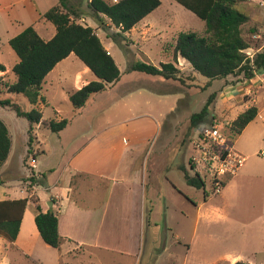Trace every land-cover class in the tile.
Returning a JSON list of instances; mask_svg holds the SVG:
<instances>
[{"label": "rangeland", "instance_id": "obj_1", "mask_svg": "<svg viewBox=\"0 0 264 264\" xmlns=\"http://www.w3.org/2000/svg\"><path fill=\"white\" fill-rule=\"evenodd\" d=\"M106 1L117 3L120 0ZM3 2L0 1L1 4ZM34 2L39 4L40 9H44L50 6L53 1L34 0ZM161 2L162 5L149 18V21L155 26V30L147 34L141 43L131 45L132 40L130 38L119 39L117 37L114 39L115 28L100 25L92 17V11L89 9L90 0H67L69 9L75 11L80 17L77 22L89 26L90 24L94 25V22L98 24L99 28L96 30L100 32L102 42L123 72V78L120 84L114 85L108 91L93 95L82 110L76 111L70 101V90L77 88L79 84L95 81L96 77L92 72L82 74L83 64L81 60L75 55H71L60 62L55 72L46 80L48 83L45 84L42 91V97L45 100L40 101L37 107L30 105L23 96H17L15 100L11 99L23 110L30 111L37 108L42 112V123L34 126L32 131H30L28 120L18 117L13 108L6 106L0 108V117L10 126L14 142L9 168L5 174L0 176L2 179L0 183L5 184L8 178L18 180L11 181L9 184L11 187L7 188L8 190L16 195H21L20 191H25V197L31 198L32 202L40 205L39 196L43 201L45 200L43 187L46 188L47 182L41 176H35L39 182L32 183L33 173L44 174L48 177L53 170L56 175L61 174L65 159L81 154L85 150V146L94 140L110 141L118 147V151L122 149L123 152L124 145L127 143L135 144L139 138L142 139L141 143L145 148V153L142 155V160L145 159L142 182L147 189L145 208L148 222L151 220L148 211L150 206L147 201L149 198L148 187H157L159 178L166 182L164 185L166 189L171 184L166 181L169 179L179 189L185 190L195 202L202 200L201 191L190 188L187 190L182 170L186 168L190 175H194L191 170L192 145L199 128L217 122L226 136H232L231 129L234 121L230 117L232 114V117H235L243 111L244 105L233 106L232 112H230L231 106L222 105L223 103L217 110L215 108L216 103L225 93L223 89L226 82L237 86L241 84V78L229 77L228 80L214 81L208 86V81L205 78L186 70L185 76L180 74L181 78L185 77L183 83L171 80V85H159L155 83L156 81L151 83L150 80L141 78L145 77L141 74L137 73L140 75L137 77L132 72H128L129 63L132 60L151 62L157 67L170 62L173 46L181 32L202 33L205 30L204 21L176 1L161 0ZM23 6L25 4H20L17 9L23 13L24 18L20 20L26 24L27 21L25 20H31L30 17L29 19L26 18V12L33 11L36 15V11L31 5L26 4V8ZM7 19L6 14L1 15L0 63L11 68L18 61V57L8 44V38L14 30L7 25ZM105 23L108 24L109 21L106 20ZM252 25L259 27V34L261 35L260 38L255 37L253 39L252 45L254 47L264 45V22L258 21ZM136 37L141 38L139 35ZM247 52L252 55L255 54V50ZM78 74L81 75V81L76 82L75 76ZM11 81L12 79L8 74L0 79L1 101L9 100L6 85L10 84ZM155 89L159 91L153 93ZM167 89L180 91L169 94L162 92V90ZM213 93H217L218 98L210 106L209 113L202 121L193 122L192 116L202 111ZM221 110L223 112H220ZM213 114L215 116H212ZM136 116L140 117L134 121H128L129 123H124V121ZM62 119L69 121L68 126L59 134L53 133L48 128V122L51 120L59 122ZM143 128H146L144 135L140 131ZM137 131L141 133H137ZM141 134L143 136H140ZM31 138L32 142H30ZM233 140L236 150L243 154L247 160L242 168L241 176L225 192L231 198V206L228 210L231 224L212 227L215 235L209 237L205 244L214 256L230 257L218 260L213 264H236L237 262L264 264L263 122L257 118L241 135ZM109 150L113 152L116 149L110 147ZM168 166H170V170L163 172ZM38 186L42 187L36 191ZM206 188L210 191L211 185L206 183ZM119 196L113 194L110 197L108 194V201L113 205L114 202H119ZM46 198L49 202L54 203L52 207L54 209L55 204L60 201L62 196L56 197L55 194L49 193ZM215 200L219 201L220 198ZM32 202H29L27 206L25 227L32 215L35 216L37 213ZM47 203H44V206L49 208ZM161 204L162 202L159 205ZM185 213L191 218V213L186 211ZM158 230H160L159 235L153 238L151 229L147 225L144 227L139 238L138 255L131 259L132 264H209L214 261V259L207 258L203 253H195V249L188 257L184 246H174L175 244L172 243L166 245L165 236L168 230L163 224ZM198 238L196 239L198 240ZM9 251L8 242H2L0 264L8 263ZM5 252L7 254L6 259H3ZM75 252L81 253L82 250L76 248ZM63 262L65 264H90V259L85 253L74 258L66 256Z\"/></svg>", "mask_w": 264, "mask_h": 264}, {"label": "crops", "instance_id": "obj_2", "mask_svg": "<svg viewBox=\"0 0 264 264\" xmlns=\"http://www.w3.org/2000/svg\"><path fill=\"white\" fill-rule=\"evenodd\" d=\"M0 1H4L2 4L0 3V18L2 14H6L8 17L7 25L14 30L13 34L8 38V42L30 25L34 26L35 30L44 41H50L56 35V27L51 22L42 18V16L50 8L58 5L60 0H51L53 1L52 4L44 9H40L39 4H36L34 0ZM44 2L46 3V1ZM20 4H25L23 8H26V4L31 5L36 11V15L33 11L26 12V18L29 19L30 17L31 19L25 20L27 21L26 24L20 20L24 18L23 13L17 9V6ZM244 10L251 17L253 24L258 21L264 22V0H249L244 6ZM9 14H11V16H9ZM150 15L136 25L130 32L122 34V36L118 38H130L132 40L131 45L138 44V42L141 43L147 34L155 30V26L149 21ZM106 25L109 26V23ZM90 26L95 29L99 28L96 22H94V25L90 24ZM115 32L118 33L119 30L115 28ZM98 35L100 37V32H98ZM137 35L141 38L139 39L136 37ZM256 37L258 38L259 35ZM107 38H109V35H107ZM105 48L108 50L106 46ZM260 50L261 49H258L257 51ZM173 51L170 62H173ZM249 51H253V49ZM108 52L111 54L109 50ZM17 62L18 61H16V63ZM137 62L138 61L132 60L130 63ZM177 63V68L180 70L181 74L184 75L187 70V72H193L198 76V74L193 71L191 65L182 58H178ZM0 64L4 65L3 63ZM150 64L153 63L150 62ZM59 65L60 63L46 77V80L55 72ZM4 66L6 67V71H0V77L8 74L12 79L10 83H14L16 81V77L12 73V68L14 66L11 68L6 65ZM81 71L82 74L91 72L84 64L82 65ZM137 73L138 72H133L132 74L137 77H140L138 74H141L145 76L141 78L150 80L151 83L156 81L155 83L159 85L172 84L170 83L171 80ZM122 74L123 72L121 71L120 80L115 84L109 85L106 91L114 85L116 86L121 83L123 78ZM75 77L76 82L81 81L80 74ZM184 78L185 77L182 78L183 81ZM228 78L226 80H228ZM46 80L43 84V88L45 84L48 83V81L46 83ZM177 82L181 83V81ZM87 83L88 82L79 84L77 88L70 91L79 90L87 85ZM231 84L232 83L226 82V86L223 89L225 93L216 103L215 109L217 110V108L226 104V106H231L230 112H232L233 106L237 107L239 105H244V110L239 112L237 116L232 117L233 114L231 113L232 115L230 118L235 121L240 114L255 105L258 108L257 118L264 124V74H258L252 80L241 83L240 85L238 84L237 86ZM154 91L159 90L155 89L153 93ZM176 91L180 90H162L163 93L167 94ZM17 96L20 95L9 94V99L15 100ZM37 105L33 106L37 107ZM220 112L223 111L221 110ZM212 116H215V114ZM139 117L140 116L130 118L126 120L127 122L124 121V123H129ZM0 119L7 125L11 136L12 132L10 126L3 118L0 117ZM145 130L146 128L140 129L143 135ZM140 131H137V133ZM142 134L140 136H143ZM141 140L142 139L138 138L135 144L127 143L124 145L123 152L122 149L118 151V147L113 145L110 141L94 140L85 146L86 148L81 154L65 159V164L62 169L63 172L61 174L56 175V173L51 170V174L48 177H44L47 182L46 188L43 187L45 190V200L43 201L40 196H38L43 211L49 210V208L44 206V203L49 202L46 198L49 193L55 194L56 197L62 196L58 202L59 204H55L54 211L58 215L59 233L63 238V243L59 249L51 248L46 245L36 225H33L35 224L37 213H35V216L32 215L31 220L25 227V212L20 232L15 242L11 243L0 236V246L2 242H8L10 245V258L7 264H65L63 259L66 256L74 258L84 255L85 253L89 256L90 264H132L131 259L136 258L138 255L140 247L139 238L144 227L147 225L151 229L152 237L155 238L159 235L160 230L158 229L161 224L168 230L165 236V244L168 245L172 243L175 244L174 246H184L187 250L188 257L195 249V253L200 252L205 254L210 260L214 259V261L209 264H213L218 260L230 258L229 256H214L205 243L208 242L209 237L211 238L215 235L212 227L221 224H231L230 214H228V210L231 206V198L225 192H227L231 184L241 176L242 170L237 176L228 181L220 195H213L211 191L207 190L206 186L205 189L199 190L188 185L184 178V173H182L186 168H183L181 173L187 190L197 189L202 192V200L199 202L192 200L185 190L179 189L178 186L169 179H166V181L168 184H171H169L170 187L166 189L164 186L166 182L159 178L157 180V187H148L149 198L147 201L150 206L148 211L149 218L152 220L148 222L145 208L147 189L146 185L142 182L143 169L145 170V159L143 158L142 160V155L145 153V148ZM13 145L14 142L12 139L10 155L6 163L0 168V176L5 174L9 168L8 166L13 155ZM110 147L116 150L111 152L109 150ZM94 148L96 149L94 150ZM169 170L170 166L166 167L163 172H168ZM35 176L42 177L43 175H37L35 173ZM15 180L17 179L8 178L5 184H0V201L25 198V191H20L21 195H16L7 189L11 187L9 185L11 181ZM39 187L42 186L36 187V191H38ZM108 194L110 197H112L113 194L116 196L120 195L119 202H114L113 205H111L108 201ZM216 198H220V200L217 201L215 200ZM161 202L162 204L159 205ZM185 211L191 213V218L188 217ZM196 238H198V240ZM76 248L82 250V252H75ZM3 255V259H6V252Z\"/></svg>", "mask_w": 264, "mask_h": 264}, {"label": "trees", "instance_id": "obj_3", "mask_svg": "<svg viewBox=\"0 0 264 264\" xmlns=\"http://www.w3.org/2000/svg\"><path fill=\"white\" fill-rule=\"evenodd\" d=\"M185 9L204 21L205 30L181 32L176 39L173 51V62L163 63L157 67L150 63H130L128 72H138L150 77L165 80L181 81V72L177 68L178 58L191 65L194 72L208 81L224 80L228 77L241 78L248 82L258 74H264V45H252L259 35V27L252 25V19L244 9L249 0H174ZM162 5L161 0H120L109 3L106 0H90L89 9L92 17L100 25L109 21L119 30L114 39L130 32L136 25L156 11ZM56 27V35L50 41H44L34 26L26 27L20 34L9 40L8 44L18 57L12 68L16 77L14 83L7 86L10 95L23 96L31 105H37L45 99L42 97L43 84L54 68L70 55L74 54L95 75L96 80L76 91H70L69 97L74 110H82L90 98L107 90L108 86L120 80L121 71L105 48L95 28L77 22L80 18L70 10L67 0L50 8L42 16ZM255 50L253 59L247 53ZM261 49L260 51H257ZM0 71L6 67L0 64ZM2 77H0L1 79ZM233 85V84H231ZM213 93L202 111L192 116L193 122H200L209 113V108L217 97ZM11 107L17 116L28 120L30 131L42 123V112L34 108L23 110L12 101L0 100V107ZM258 116V108L253 105L240 114L232 125V139L242 134L245 128ZM69 121L51 120L48 128L53 133H60L68 126ZM32 142V138L30 139ZM12 148V138L5 122L0 119V168L6 163ZM184 178L188 185L199 190L205 189V182L198 174L190 175L184 169ZM45 175L43 174L42 178ZM32 183H38L33 173ZM228 181L226 182V184ZM1 184V183H0ZM225 184V186H226ZM31 198L0 201V236L9 242H15L20 232L21 223ZM36 207L35 225L46 245L59 249L63 238L59 233V219L54 209L43 211ZM236 264H247L237 262Z\"/></svg>", "mask_w": 264, "mask_h": 264}, {"label": "built area", "instance_id": "obj_4", "mask_svg": "<svg viewBox=\"0 0 264 264\" xmlns=\"http://www.w3.org/2000/svg\"><path fill=\"white\" fill-rule=\"evenodd\" d=\"M247 53L253 59L254 55ZM221 128L217 122L199 128L192 145L191 170L201 177L205 186L211 185L213 195L222 193L226 182L239 174L247 160Z\"/></svg>", "mask_w": 264, "mask_h": 264}, {"label": "water", "instance_id": "obj_5", "mask_svg": "<svg viewBox=\"0 0 264 264\" xmlns=\"http://www.w3.org/2000/svg\"><path fill=\"white\" fill-rule=\"evenodd\" d=\"M47 204H48L49 209H52L54 203L53 202H48Z\"/></svg>", "mask_w": 264, "mask_h": 264}]
</instances>
